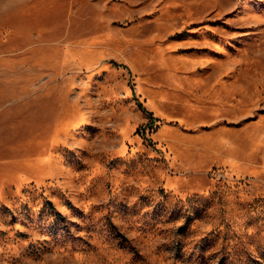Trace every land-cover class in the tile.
Here are the masks:
<instances>
[{
  "label": "rangeland",
  "instance_id": "obj_1",
  "mask_svg": "<svg viewBox=\"0 0 264 264\" xmlns=\"http://www.w3.org/2000/svg\"><path fill=\"white\" fill-rule=\"evenodd\" d=\"M0 264H264V0H0Z\"/></svg>",
  "mask_w": 264,
  "mask_h": 264
}]
</instances>
